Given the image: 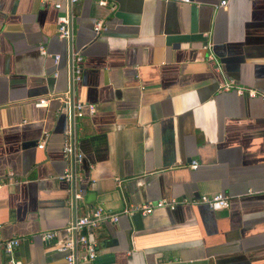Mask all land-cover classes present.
Returning <instances> with one entry per match:
<instances>
[{
    "label": "crops",
    "instance_id": "1",
    "mask_svg": "<svg viewBox=\"0 0 264 264\" xmlns=\"http://www.w3.org/2000/svg\"><path fill=\"white\" fill-rule=\"evenodd\" d=\"M96 1L72 8L69 45L56 36L53 4L63 0H0V240L18 238L19 264H65L52 244L95 205L118 212L221 192L224 209L180 204L140 227L124 215L102 222L91 232L96 262L264 264V0ZM69 47L82 57L70 95L94 107L76 120L75 209L59 178ZM226 82L256 95L221 90ZM41 97L46 106L35 105ZM52 230V241L39 237Z\"/></svg>",
    "mask_w": 264,
    "mask_h": 264
},
{
    "label": "built area",
    "instance_id": "2",
    "mask_svg": "<svg viewBox=\"0 0 264 264\" xmlns=\"http://www.w3.org/2000/svg\"><path fill=\"white\" fill-rule=\"evenodd\" d=\"M78 0H63V3H54L53 7L55 9L62 10L57 13L55 24H56V36L58 39L65 41L70 45L71 39V18H72V8L77 3ZM164 2L172 1L177 3H184L188 0H162ZM97 5L106 6V0H97ZM227 0H219V6H224ZM109 9H113L110 5ZM103 29L100 21H96L93 25V31L96 33ZM205 44L203 49L207 51L206 58L209 60H214V55L211 51V41L208 33H204ZM38 51L42 56H50L46 53L42 45L38 46ZM53 64L58 62L59 56L53 54L52 56ZM81 60L82 57L78 51H73L69 47V61L67 65V79L68 88L62 92L58 99L60 101V106L58 108V113H62L65 116V127L62 131L63 140L61 143V153L63 158L67 161V165L64 167L60 179L67 182L69 186V197L68 204L75 209L76 202L81 198V188L76 186L75 176L73 172L74 165L80 163L82 154L77 150L75 145V127L76 120L84 115V108H86L87 113L91 115L94 112V107L92 104H84L77 100H73L70 92L71 86L77 83L81 77ZM55 75V73L53 74ZM234 88L238 94L245 92L247 96L253 97L256 92L251 89L241 88L239 86H233L232 82H226L221 86V90H228ZM264 100V96H261ZM47 98H38L35 102L36 106H46ZM43 140L38 144V148L43 147ZM191 169L197 167V162L191 160L189 163ZM8 180L11 177L8 176ZM117 186L122 189L119 179H115ZM1 184V182H0ZM202 203L205 204L209 209L216 211L228 207V197L221 192H215L211 194H201L196 198L187 199L185 197L179 200L171 198L169 200L159 199L155 201H149L144 204H126L118 212H113L108 208L101 205H95L90 208L86 213L82 215H74L62 228L65 233V238L61 241H56L52 244V248L58 252L63 253V258L65 264H98L96 262V240L91 236V232L96 229L102 222L110 221L116 222L119 215H124L131 219L134 214H139L144 217L150 214L154 209L166 208L167 210H173L177 205H190ZM39 237L44 241H52L55 237V231H41L39 232ZM19 244L18 238H10L6 240H0V251L8 255L7 264H19V261L12 256V250Z\"/></svg>",
    "mask_w": 264,
    "mask_h": 264
},
{
    "label": "water",
    "instance_id": "3",
    "mask_svg": "<svg viewBox=\"0 0 264 264\" xmlns=\"http://www.w3.org/2000/svg\"><path fill=\"white\" fill-rule=\"evenodd\" d=\"M205 44V39L203 41V43L201 44V48L203 49V45ZM204 51H206L205 49H203ZM207 52V51H206ZM207 55V54H206ZM131 220L133 222V224L135 225V227H140L141 226V216L139 214H134L131 217Z\"/></svg>",
    "mask_w": 264,
    "mask_h": 264
}]
</instances>
